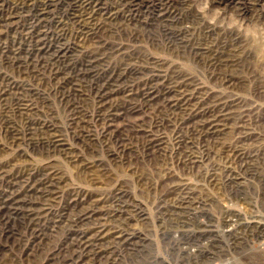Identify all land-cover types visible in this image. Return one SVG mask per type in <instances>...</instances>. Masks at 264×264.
Listing matches in <instances>:
<instances>
[{
	"label": "rangeland",
	"instance_id": "374dc122",
	"mask_svg": "<svg viewBox=\"0 0 264 264\" xmlns=\"http://www.w3.org/2000/svg\"><path fill=\"white\" fill-rule=\"evenodd\" d=\"M2 1L5 6L17 3L23 8L14 24L1 29L0 35V76L6 74L16 78L18 75L14 68L6 65V56L20 49V56L26 57L27 51L32 50L33 44L26 40V33L35 17L36 8L45 0ZM48 1L49 8L44 22H41L42 27H46L50 35L57 34L60 30L56 28V23L64 21L60 28L67 34L61 44L69 49L68 63L76 70L80 69L86 61L85 54L92 50V43L87 41L88 37L81 32L79 25L68 21L69 18L72 20L75 15L78 16L80 11L71 4L73 0ZM100 6V12L93 24L102 28L107 45H114L116 48L106 52L107 59L96 65L87 79L75 81V85L80 84L82 98L63 96L60 89L65 87L51 79L48 70L35 79L23 75L29 80L30 89L37 92L34 99L37 107V112L33 114L34 120L37 123L45 121L53 124L59 131H56L55 137L64 140L62 145L65 146L60 153L49 151L47 145L44 147L41 143L42 134H36L33 145L25 142L17 149L10 145V141L7 143V138L0 131V174L5 172L10 178L15 176L14 179H8V182L0 177V195L8 191L6 185L10 182L13 184L16 179L24 177L28 179L34 168L39 171L52 169L58 173L66 194L74 188L86 190L93 205L97 199L107 198L115 190H123L125 194L119 205L125 208L124 211H134L131 214L134 219L128 229L137 233L133 238L140 248L130 254L113 257L118 259L116 262L110 258L104 260V263L97 260L86 261L88 264H264V156L261 153L264 151V0H101ZM162 9L169 11L165 19L160 17L163 14ZM194 14L198 15L197 21L191 16ZM93 24L86 27V33ZM209 27L213 28L209 30L214 31L213 35L207 32ZM180 28H190V34L183 41L185 47L176 42ZM197 45L213 51H223L220 53L223 56H235L237 65L233 71L236 80L234 87H221L219 80L210 78L205 63L208 58L197 56L191 51ZM117 48L121 51L116 52ZM130 53H140L159 62L162 66L161 78L156 82L155 77L159 75L157 69L132 76L134 73H129L131 67L127 66L123 73L126 77L123 82L127 84L112 89L118 94L116 99L127 97V91L131 88L135 91L141 89V84L149 80L158 89L162 86V81L177 71V74L196 81L198 87L215 96L239 99L243 102L244 112L251 111L244 124H235L244 126L243 129L235 132L228 130L220 139V145L224 143L223 146L243 143L247 158L251 157L247 167L249 173L239 177L236 186L219 190L203 187L200 180L205 166L201 155H192L193 152L183 146L178 149L172 131L165 132V150H160L157 155L143 150L142 135L131 141L134 144L131 148L127 145L129 139L123 134H117L121 143L126 142L124 145H127V151L124 152L121 143H115L114 138L103 133V123L95 118L99 109L94 98L96 89L92 81L98 73L117 70L118 65L124 62L126 65L130 62L129 57L127 58ZM123 55H126L124 61ZM124 69L125 66H122L118 71L122 73ZM1 77L0 91L5 85ZM70 86L71 84H66V87ZM74 105L82 109L81 113L86 117L84 124L77 125L79 116L71 111ZM3 109L0 101V130L5 128ZM157 114L149 116V120ZM8 120H11L9 122L15 128H23L22 118L12 117ZM120 121L122 120H118ZM247 135L248 141H242ZM258 135L260 139L257 143ZM258 151L261 155L259 160L254 158ZM188 153L193 156L195 163L189 169L184 168L182 161ZM214 153L218 157L217 149L211 155ZM18 154L20 157H17ZM16 159L19 161L16 162ZM33 172L37 174L36 171ZM234 174L239 173L236 171ZM177 184L194 189L197 196L193 210L180 213L182 216L168 214L166 209L169 207L162 203L165 197L168 202L173 199L174 194L169 195L168 192ZM18 185V189L24 187V183ZM66 194L63 200L52 204L50 220L40 224V234L46 237L44 243L32 236L39 229L27 225L17 215L8 223L0 224V264L78 263L77 237L85 232L91 233L95 227L83 220L82 215L71 212L70 209L67 211L70 216L59 222L62 212L65 216L64 209L68 199ZM108 205L104 204L105 210H110ZM135 209L143 210L142 216L138 218ZM63 244L65 249L62 250L60 247ZM203 253H211L208 262L204 259L206 254Z\"/></svg>",
	"mask_w": 264,
	"mask_h": 264
},
{
	"label": "bare ground",
	"instance_id": "6f19581e",
	"mask_svg": "<svg viewBox=\"0 0 264 264\" xmlns=\"http://www.w3.org/2000/svg\"><path fill=\"white\" fill-rule=\"evenodd\" d=\"M100 1L101 0H73L71 2L77 10L79 9L80 14L78 16L75 15L72 20L69 18L68 21L70 20L72 23H77L79 25V29L82 30L81 32L86 34L85 36L88 37L87 41L90 40L92 43V50L85 54L86 61L82 67H79L80 69L76 70V68L68 63L67 56L69 55V49L61 44V41L64 40L63 38L65 34H67L64 33V29L60 28L64 25V21H58L56 23V28L60 31L57 34L54 33L55 35H50L49 30H47L44 26L42 27L41 22L46 17L48 12L47 9L49 8L48 0L41 2L36 8L35 17L29 24V29L26 33V40H30L29 43L33 44L32 50L27 51L28 55L26 54V57L20 56V51H22L20 49L9 53L8 57L6 56V65L10 68H14L18 76L16 78L8 77L6 74L3 77L0 76L5 82L4 88L0 91V101L4 107L3 112L5 115V128L0 131H2L4 138H7L6 141L8 144V141H10V145L12 147L19 149L25 142L33 145V137L36 134H42L41 136L43 139L41 143L44 147L47 145V149L54 153H60V151H62L61 149L65 146L62 145L64 140H60V137H55L57 132L59 133L55 126L53 124L46 123L45 121H43L44 123H37L34 120L35 115L33 114L37 110V107L34 104V99L36 98L37 92L35 93L34 89H30L29 80H26L23 75L35 79L41 76L43 71L46 72L48 70L51 79L56 82L58 81L59 85L65 87L64 89H60V91L64 93L63 96L72 95L76 98H82L83 96L80 93L81 88L79 89L80 84L79 86L75 85V81L79 79H87L88 74H91V70L95 68L96 65L104 62L105 58L107 59L106 52L112 51L113 48H116L114 45H107L102 28L99 27V25L96 26V24H93L96 20L95 18L97 13L100 12ZM2 2L3 1L0 0V35L2 32L1 29L12 26L14 21L19 18L20 11L23 10L21 4L15 3L13 6H5ZM162 11L163 14L160 17L165 19L168 16L166 14H168L169 11L166 9H162ZM191 16L194 21L198 20V15L194 14ZM92 24L93 27L91 30L86 33V27ZM207 29V32L213 35L212 32L214 31H209L213 30V28L209 27ZM179 30L176 42L180 43L179 45L184 46L185 43H183V41L187 39L186 36L190 34V28H180ZM118 48L116 49V52L121 51V49L118 50ZM4 51L6 52V50ZM191 51L197 56L201 55L204 56V58H208V61L205 63H207L210 78L219 80L221 82V87L227 88L228 86L232 88L236 85V80L233 77V71L236 69L235 67L237 65L234 55L228 54V56H223L220 54L223 51H213L211 48L207 49L198 47V45L197 47H192ZM140 55V53H130L127 56V58L129 57L130 62L126 65L124 62V64L118 65L119 68L117 70L112 69L110 72H105L103 74L98 73L92 81V84L96 89L94 98L99 109L95 118L103 123V133L107 137L112 139L114 138L115 143H121L117 138V134L125 135V137L129 139V144L127 145L129 147L131 146V148L134 146L131 141L142 135L143 150L147 153H151L152 155H157L160 150H165V132L172 131L174 133V143L178 149L183 146L187 150L193 152L192 155H201V161L204 162L203 166H205V172L202 173L200 180L203 187L209 190H211L210 188L219 190V188L226 189L229 186H236L239 183L241 176L244 177L249 173V168L247 167L248 161L251 157L247 158L246 152H244L245 148L243 143L238 142L233 146H223L224 143L220 145V139L227 133L228 130H234L235 132L237 129H243L244 126L235 124H244L246 118L251 114V111L244 112L245 110L242 108L243 102L241 103L239 99L219 95L215 96L198 87L196 81L190 79L189 77L177 74V71L169 78L162 81L163 84L158 89H156L153 82H150L149 80L141 84V89L135 91L131 88L127 91V97L116 99L117 93L112 89L122 86L123 84H127L126 82H123L126 78L123 73H125L128 68L127 66L131 67L129 73H134L131 74L132 76H139L146 70L150 71L157 69L159 75H156L155 79L156 82H159V79L161 78L160 73L162 72H160L162 69L160 63L156 62L152 58ZM122 59L124 61L126 59V55H123ZM122 66H125V69L122 70L123 72L121 73L118 70ZM66 84H71V86L68 88L66 87ZM117 100L121 104H118L119 102H117ZM71 111L74 112L75 116H79L77 125L85 123L86 117L81 113L82 109L80 107L74 105L71 107ZM155 113H158L157 116H154L152 120H149L151 118L149 116L155 115ZM260 115H262L261 111ZM12 117L22 118L24 121L23 128H15L13 124L9 122L11 120H8ZM118 120L122 121L118 122ZM258 127L259 123L257 122V128ZM133 132L134 134H132ZM259 135L256 137L257 143L260 139ZM248 139L249 135L242 138V141H248ZM125 143V141L121 143L123 145L124 152L127 151V145H124ZM214 149H217L218 157L215 156L216 153L211 155ZM195 150H197V152ZM260 151L257 152V156H254V158L257 157V160L261 157ZM261 153L264 156V151H261ZM19 154L17 157H20ZM192 155L188 153L185 158L182 159L184 162V168L189 169L194 166L195 163ZM17 160L19 161V159H16L15 161L17 162ZM195 162H197V160ZM245 164L247 165L245 166ZM8 165H10V163ZM14 168L16 169V167ZM31 171L32 173L29 175L28 179L24 177L16 179L13 184H11V182L8 185L5 184L8 191L0 195V224L8 223L13 216L17 215L19 218L24 220L27 225H32L36 227L35 229H39V231L36 230L35 233L33 232L32 236H35V239H38L41 242L43 241L42 243H44V239L46 237H43L42 233L40 234V224L43 221L46 222L50 220L49 216L53 213L52 204L57 200H63L66 193L61 186L62 178L58 173L52 171V169L39 171L34 168ZM33 171H36L37 174L35 175ZM236 171L239 174H234ZM9 173L10 172H8V174ZM0 177H2L5 181L15 178V176L11 178L8 177L5 172H2ZM23 183L24 187H21L22 189L16 188L19 186L18 184ZM85 191L81 188H74L73 190L67 192L66 197L68 199L64 209L65 216L62 212L59 217V222L65 220L67 216H70L67 212L70 209L71 212H77L82 215L83 220L89 222L88 224H91L93 228L95 227L92 229L93 231L91 233L90 231L87 233L85 232L84 234L81 232L82 234L77 237V264H88L86 261L94 262L95 260L104 263V260H108L119 255L130 254L134 250H138L140 246L137 245V243H134L133 238L137 233L131 232L128 229V225L134 219L131 215L134 211H124L125 208H123L122 205H119V201L125 192L121 189L115 190V192L109 194L107 198L103 197L104 199L99 198L96 202L94 201L95 204L93 205V201H90V198H88L89 196ZM168 194H174L173 199L169 202L167 198H164L163 196L164 200H162V203L169 207V209H166L168 214L182 216L180 213L187 211L191 212L193 210L197 197L194 189H191L190 187L186 188L184 185L177 184L170 189ZM105 203L109 204L108 206H110V210L104 209ZM142 211L143 210L139 209L136 210L138 218L142 216V213H144ZM15 212L16 214H14ZM55 222L58 223L57 221ZM257 227H259V225ZM259 228H261V226ZM60 248L65 249V245ZM62 250H60V252H62ZM210 254H206V257H204L207 262ZM112 260L113 262H116L118 259L113 258Z\"/></svg>",
	"mask_w": 264,
	"mask_h": 264
}]
</instances>
